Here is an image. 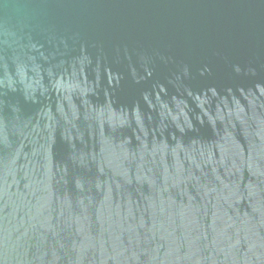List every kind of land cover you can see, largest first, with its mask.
I'll return each mask as SVG.
<instances>
[{
	"label": "water",
	"instance_id": "obj_1",
	"mask_svg": "<svg viewBox=\"0 0 264 264\" xmlns=\"http://www.w3.org/2000/svg\"><path fill=\"white\" fill-rule=\"evenodd\" d=\"M0 264H264V0H0Z\"/></svg>",
	"mask_w": 264,
	"mask_h": 264
}]
</instances>
